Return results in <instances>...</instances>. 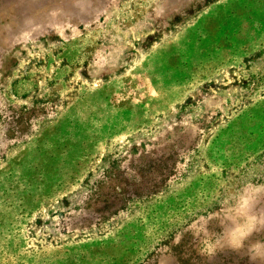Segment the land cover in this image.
Here are the masks:
<instances>
[{
    "label": "rangeland",
    "instance_id": "1",
    "mask_svg": "<svg viewBox=\"0 0 264 264\" xmlns=\"http://www.w3.org/2000/svg\"><path fill=\"white\" fill-rule=\"evenodd\" d=\"M258 188L264 0H0V264H250Z\"/></svg>",
    "mask_w": 264,
    "mask_h": 264
},
{
    "label": "clouds",
    "instance_id": "2",
    "mask_svg": "<svg viewBox=\"0 0 264 264\" xmlns=\"http://www.w3.org/2000/svg\"><path fill=\"white\" fill-rule=\"evenodd\" d=\"M264 198V191L259 188L254 195H249L247 189L241 192L236 199V219H232L227 227L216 240H208L206 248L209 255L216 251V244L223 242L228 248L235 252H245L250 264L264 261V240H255L245 249L246 243L251 237L259 232H264V215L257 213V205Z\"/></svg>",
    "mask_w": 264,
    "mask_h": 264
}]
</instances>
